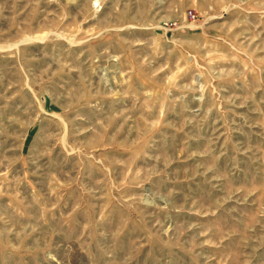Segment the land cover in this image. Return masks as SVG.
<instances>
[{
	"label": "rangeland",
	"instance_id": "1",
	"mask_svg": "<svg viewBox=\"0 0 264 264\" xmlns=\"http://www.w3.org/2000/svg\"><path fill=\"white\" fill-rule=\"evenodd\" d=\"M0 264H264V0H0Z\"/></svg>",
	"mask_w": 264,
	"mask_h": 264
}]
</instances>
